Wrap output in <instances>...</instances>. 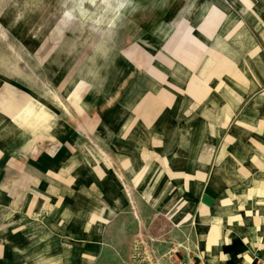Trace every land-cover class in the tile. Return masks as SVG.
I'll list each match as a JSON object with an SVG mask.
<instances>
[{"label":"crops","instance_id":"obj_1","mask_svg":"<svg viewBox=\"0 0 264 264\" xmlns=\"http://www.w3.org/2000/svg\"><path fill=\"white\" fill-rule=\"evenodd\" d=\"M226 2L194 18L174 76L142 73L104 111L112 167L88 172L95 193L0 224V264H105L106 230L147 228L153 208L196 261L264 264V0Z\"/></svg>","mask_w":264,"mask_h":264},{"label":"rangeland","instance_id":"obj_2","mask_svg":"<svg viewBox=\"0 0 264 264\" xmlns=\"http://www.w3.org/2000/svg\"><path fill=\"white\" fill-rule=\"evenodd\" d=\"M226 1L0 0V224L32 215V203L95 193L88 172L112 167L104 111L140 75L174 76L175 60L198 43L194 18L217 17ZM148 219L108 228L103 262L156 264L151 247L160 255L182 244L169 218L153 208Z\"/></svg>","mask_w":264,"mask_h":264},{"label":"built area","instance_id":"obj_3","mask_svg":"<svg viewBox=\"0 0 264 264\" xmlns=\"http://www.w3.org/2000/svg\"><path fill=\"white\" fill-rule=\"evenodd\" d=\"M184 250H187V248L179 244L178 246L170 247L160 255H158L159 252L154 247H151L150 253L152 254V258L155 259L156 264H205L203 261H196L191 251L185 252Z\"/></svg>","mask_w":264,"mask_h":264},{"label":"clouds","instance_id":"obj_4","mask_svg":"<svg viewBox=\"0 0 264 264\" xmlns=\"http://www.w3.org/2000/svg\"><path fill=\"white\" fill-rule=\"evenodd\" d=\"M121 6H123V5H121Z\"/></svg>","mask_w":264,"mask_h":264}]
</instances>
